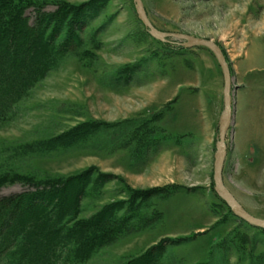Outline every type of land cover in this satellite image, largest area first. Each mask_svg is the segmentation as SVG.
<instances>
[{"label": "rangeland", "instance_id": "374dc122", "mask_svg": "<svg viewBox=\"0 0 264 264\" xmlns=\"http://www.w3.org/2000/svg\"><path fill=\"white\" fill-rule=\"evenodd\" d=\"M142 1L159 30L223 49L233 98L223 180L264 218V0ZM29 3V32L50 26L61 54L0 119V197L84 184L77 218L120 227L79 264H264V230L214 189L224 83L213 53L153 38L133 0Z\"/></svg>", "mask_w": 264, "mask_h": 264}, {"label": "trees", "instance_id": "16d2710c", "mask_svg": "<svg viewBox=\"0 0 264 264\" xmlns=\"http://www.w3.org/2000/svg\"><path fill=\"white\" fill-rule=\"evenodd\" d=\"M31 1L0 0L2 120L54 66L56 55L61 54L52 41L57 36L52 29L49 30L50 26L44 24V29L33 35L26 26L27 22L21 18ZM7 32L15 33L21 43L27 45L26 50L22 51V44H16L17 49L10 48L5 37ZM69 183L67 181L66 185ZM64 187L65 184L60 191L54 187L36 188L0 197V264H79L101 247L106 232L116 234L120 227L115 224L116 220L77 218L86 187L84 184L76 187V192L66 191L64 189L68 187ZM25 206L28 209L21 213Z\"/></svg>", "mask_w": 264, "mask_h": 264}, {"label": "water", "instance_id": "95a60500", "mask_svg": "<svg viewBox=\"0 0 264 264\" xmlns=\"http://www.w3.org/2000/svg\"><path fill=\"white\" fill-rule=\"evenodd\" d=\"M136 14L143 23L147 32L161 42H174L185 48L204 46L207 47L217 59L223 75V111L219 118V129L215 144V154L213 163V182L217 195L228 205L234 215L243 219L247 223L264 229V218L257 217L250 213L236 199L234 194L227 188L223 180V167L227 154L226 135L232 124L233 117V98H232V75L229 62L223 49L213 40L195 37L189 34L178 32H166L156 28L150 21L142 0H133Z\"/></svg>", "mask_w": 264, "mask_h": 264}, {"label": "crops", "instance_id": "0c3cea01", "mask_svg": "<svg viewBox=\"0 0 264 264\" xmlns=\"http://www.w3.org/2000/svg\"><path fill=\"white\" fill-rule=\"evenodd\" d=\"M166 91V90H165ZM169 93V92H168ZM163 95H165L164 94V89L163 90H161V91H159V93L157 92V95L155 96V98H156V100H158V99H162L163 98ZM222 95H223V91H222ZM162 97V98H161ZM222 108H221V111H220V113H219V115H218V117L220 118V114H221V112H222V109H223V96H222V106H221ZM218 118V119H219ZM175 129H177L176 131H181V130H183V129H185V128H175Z\"/></svg>", "mask_w": 264, "mask_h": 264}]
</instances>
